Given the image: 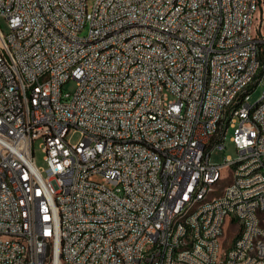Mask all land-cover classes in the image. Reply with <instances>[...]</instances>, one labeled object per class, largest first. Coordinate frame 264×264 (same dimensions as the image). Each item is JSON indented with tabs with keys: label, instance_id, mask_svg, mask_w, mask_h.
Wrapping results in <instances>:
<instances>
[{
	"label": "built area",
	"instance_id": "built-area-1",
	"mask_svg": "<svg viewBox=\"0 0 264 264\" xmlns=\"http://www.w3.org/2000/svg\"><path fill=\"white\" fill-rule=\"evenodd\" d=\"M0 17V264H264V0H0ZM230 130L246 166L210 161ZM218 165L237 185L177 224Z\"/></svg>",
	"mask_w": 264,
	"mask_h": 264
},
{
	"label": "bare ground",
	"instance_id": "bare-ground-1",
	"mask_svg": "<svg viewBox=\"0 0 264 264\" xmlns=\"http://www.w3.org/2000/svg\"><path fill=\"white\" fill-rule=\"evenodd\" d=\"M86 34L80 36L76 33V41H85ZM124 42H133V35H124ZM261 42H264V32H261ZM257 56H264V49H257ZM167 75H174V67H167ZM12 78H19V70H12ZM19 100H26L25 90H18ZM183 126H176L173 130L174 138H182ZM106 147H113V140H106ZM247 165V158H236L235 167H243ZM228 165H218L217 175L210 177L209 186H214V189H207L206 193H201L198 196H191L188 204V211L180 213L177 217V224H186L193 222L197 217H201L204 207L211 205L214 202L215 196L217 200H224V193H228L232 186L237 185V178H225L221 181V172ZM257 173H264V166H257ZM2 184H11L10 175H2ZM217 187L221 194H216ZM48 207H56V200H48ZM234 238L232 242H241L243 240V230L233 229ZM195 234H200V226H193L187 228V238H195ZM54 236H61V228H54ZM22 257L30 256V239H21ZM191 253V246L179 245L177 246V254Z\"/></svg>",
	"mask_w": 264,
	"mask_h": 264
},
{
	"label": "rangeland",
	"instance_id": "rangeland-1",
	"mask_svg": "<svg viewBox=\"0 0 264 264\" xmlns=\"http://www.w3.org/2000/svg\"><path fill=\"white\" fill-rule=\"evenodd\" d=\"M94 0H87V4L89 7L92 6ZM0 30L4 33H6L8 31V26H7V22L0 17ZM87 30H83L81 33H80V36H84L86 34ZM260 78L259 79V82L256 86H254L252 88V91H251V94H250V97H249V103L251 105L255 104L256 102H258L261 98H262V95H264V74L262 75H258L257 78ZM76 88V84L74 81L70 80L68 81L67 83H65L63 86H62V91L63 93H73L74 90ZM227 139H226V142H225V150L223 151H213L211 156H210V161L212 163H216V164H221L223 163L224 161V158L226 157H230V158H235L236 157V153H235V150H234V147L230 144V142L228 141V138L231 136L232 134V130H230L228 133H227ZM69 142L71 144H75L78 139H79V134L77 132H74L73 130L69 132L68 136H67ZM34 159H35V163L38 167H44V162H43V153L39 147V141H36L34 143ZM236 159V158H235ZM228 173V168H224L221 172V178L220 180L221 181H224L225 180V174ZM221 194L220 192V189L217 187V191H216V194ZM224 235L226 237V240H230V243L231 244V240H233L234 238V231L232 229V226H231V223L229 221V219L226 221L225 223V226H224ZM224 247L227 248L226 245H224Z\"/></svg>",
	"mask_w": 264,
	"mask_h": 264
}]
</instances>
